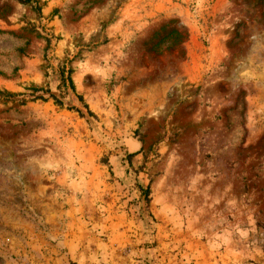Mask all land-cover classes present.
<instances>
[{"label": "rangeland", "instance_id": "obj_1", "mask_svg": "<svg viewBox=\"0 0 264 264\" xmlns=\"http://www.w3.org/2000/svg\"><path fill=\"white\" fill-rule=\"evenodd\" d=\"M0 264H264V0H0Z\"/></svg>", "mask_w": 264, "mask_h": 264}, {"label": "trees", "instance_id": "obj_2", "mask_svg": "<svg viewBox=\"0 0 264 264\" xmlns=\"http://www.w3.org/2000/svg\"><path fill=\"white\" fill-rule=\"evenodd\" d=\"M16 1H18L19 3H22V4H28V3L32 4V0H16ZM258 1L261 2L262 0H258ZM33 8L37 9L39 7L33 6ZM171 34H175V38L177 37V40H178L179 34L177 33V30L175 28L165 29L162 32L154 34V36H152L146 42V44L148 45V49L154 50L156 48V46L161 41L166 40L167 38H170ZM68 62H69V60L66 59L59 69L60 83L58 85V89L60 91V95L55 96L54 94L49 92L50 90L48 88L43 89L41 87L31 85L29 88L31 93L29 95L32 97L33 100H36V99L46 100L47 98H51L54 101V104H56L59 107H63L62 98L67 94L68 89H70L72 93H75V86H74L73 81L71 79L72 70L70 68H68V66H67ZM4 93L8 96H14L15 95L14 93H10V92H7L5 90H4ZM45 93H48V97H44ZM77 97L79 98L80 101H82V99L79 95H77ZM24 101H25V99L20 100L21 103H23ZM84 107L87 108V106L85 104H84ZM69 109H74L75 111H77L79 113V115H81V116L83 115L79 109H77L73 106L70 107ZM88 113L91 115V112L89 109H88ZM147 192L148 191L146 190L145 194H147Z\"/></svg>", "mask_w": 264, "mask_h": 264}]
</instances>
